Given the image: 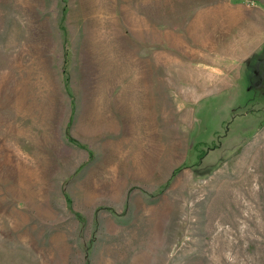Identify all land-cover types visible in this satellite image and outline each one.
Instances as JSON below:
<instances>
[{
	"label": "rangeland",
	"instance_id": "1",
	"mask_svg": "<svg viewBox=\"0 0 264 264\" xmlns=\"http://www.w3.org/2000/svg\"><path fill=\"white\" fill-rule=\"evenodd\" d=\"M254 50L264 0H0V264H264Z\"/></svg>",
	"mask_w": 264,
	"mask_h": 264
},
{
	"label": "trees",
	"instance_id": "2",
	"mask_svg": "<svg viewBox=\"0 0 264 264\" xmlns=\"http://www.w3.org/2000/svg\"><path fill=\"white\" fill-rule=\"evenodd\" d=\"M261 53L260 52H258L255 56L256 57H262L261 55H260ZM255 57V58H256ZM255 61V60H254ZM262 61H264V56L262 57ZM264 63V62H263ZM264 65V64H263ZM257 74V73H256ZM64 86H65V89H66V91L69 93V90H68V81H67V78L66 77H64ZM67 93V94H68Z\"/></svg>",
	"mask_w": 264,
	"mask_h": 264
},
{
	"label": "flooded vegetation",
	"instance_id": "3",
	"mask_svg": "<svg viewBox=\"0 0 264 264\" xmlns=\"http://www.w3.org/2000/svg\"><path fill=\"white\" fill-rule=\"evenodd\" d=\"M255 62H256L257 64L255 65V70L253 71L254 74H256V72H257V68H258L259 64H260L261 62H263V61H262V57H256V58H255ZM262 66H263V65H262Z\"/></svg>",
	"mask_w": 264,
	"mask_h": 264
},
{
	"label": "crops",
	"instance_id": "4",
	"mask_svg": "<svg viewBox=\"0 0 264 264\" xmlns=\"http://www.w3.org/2000/svg\"><path fill=\"white\" fill-rule=\"evenodd\" d=\"M250 30H252V29H250ZM255 30H256V32L258 31L257 28H255ZM257 33H258V32H257ZM260 34H262V33L260 32ZM254 51H256V52H254ZM254 51L251 52V53H253V54H251V55H253V60H254V58H255V55H256L258 52H260V51H258V50H254ZM248 54H249V53H248ZM248 54H247V55H248ZM245 56H246V55H245ZM245 56L243 55L242 58H244ZM240 58H241V57H240ZM247 58L249 59L250 56L248 55Z\"/></svg>",
	"mask_w": 264,
	"mask_h": 264
},
{
	"label": "bare ground",
	"instance_id": "5",
	"mask_svg": "<svg viewBox=\"0 0 264 264\" xmlns=\"http://www.w3.org/2000/svg\"><path fill=\"white\" fill-rule=\"evenodd\" d=\"M19 66V65H18ZM18 66H17V64H16V62L15 63H13V68L12 69H14L15 70V72H16V69H18ZM6 73H8V72H6ZM18 73V72H17ZM6 77H7V75H6ZM16 88L18 89L19 87L18 86H16L15 87V92H16ZM6 132V131H5ZM3 152V151H2ZM1 152V153H2ZM6 153V152H5ZM149 159V158H148Z\"/></svg>",
	"mask_w": 264,
	"mask_h": 264
}]
</instances>
